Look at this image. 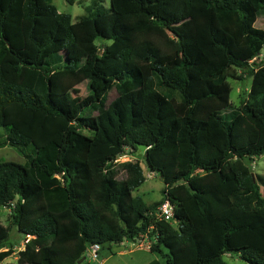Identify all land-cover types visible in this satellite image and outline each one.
I'll return each mask as SVG.
<instances>
[{"label": "trees", "instance_id": "16d2710c", "mask_svg": "<svg viewBox=\"0 0 264 264\" xmlns=\"http://www.w3.org/2000/svg\"><path fill=\"white\" fill-rule=\"evenodd\" d=\"M102 1L73 20L53 0H0V147L25 157L0 161V261L16 227L19 264H75L92 243L145 235L164 259L146 264H264V174L248 160L264 155V0ZM244 75L232 105L228 79ZM126 147L148 153L157 201L134 193L141 163L125 180L110 170ZM165 199L172 221L157 215Z\"/></svg>", "mask_w": 264, "mask_h": 264}, {"label": "rangeland", "instance_id": "374dc122", "mask_svg": "<svg viewBox=\"0 0 264 264\" xmlns=\"http://www.w3.org/2000/svg\"><path fill=\"white\" fill-rule=\"evenodd\" d=\"M53 3L57 6L59 11L71 14L73 20H76L79 16L86 13V7L91 3V0H53ZM102 4L106 8H109L111 6V0H103ZM256 26L264 28V16L256 21ZM170 33L171 35H174V33ZM68 52L78 57L82 55L78 49H71V51L69 50ZM263 59L264 48L256 59V62H260ZM239 72H241V69H238V73ZM228 80L232 86L231 103L232 105L238 106L249 94L252 85V77L244 75L243 78L229 77ZM87 92V82L84 81L80 86L75 87L71 91V97L69 98L70 103L74 104L78 98L85 96ZM116 95L117 92L115 89L110 91V100L114 99ZM34 150L35 147L31 144L24 148L26 153L34 152ZM144 154L145 149L143 147H139L136 150L131 147H126L124 154L117 157L116 160L110 164V170L114 173L115 178L125 180L131 176L128 169L129 162L132 164L136 162L141 163L146 170L145 173L148 178L134 191V193L141 195L146 203L151 204L161 198L162 189L165 184L158 175L147 170ZM5 160H13L23 163L25 157L20 149L6 145L0 147V161ZM248 160L250 168L255 174H264V155ZM261 191L264 195V185H261ZM9 215L10 208L6 206L0 207V219L4 224L10 223ZM10 235V243L12 244L16 245L24 241V235L16 227L12 228ZM143 244V246H139L138 242L129 240H125L123 244H107L101 247L98 259L93 260L91 257H87L81 263L77 262L75 264H146L155 258L164 261L161 254L153 252L147 247V241H143ZM14 249V252L16 253L8 259V264H19L18 259L15 258V256H18L19 251L16 247ZM223 258L227 264H250V262L244 260L241 255L236 252L225 253Z\"/></svg>", "mask_w": 264, "mask_h": 264}, {"label": "built area", "instance_id": "2783aa9c", "mask_svg": "<svg viewBox=\"0 0 264 264\" xmlns=\"http://www.w3.org/2000/svg\"><path fill=\"white\" fill-rule=\"evenodd\" d=\"M157 215L159 218L172 221L175 215L174 204L170 199H165L157 208ZM29 238L26 239V242ZM143 241H147V247H151L153 241L145 235L142 242L138 243L139 246H143ZM100 251V245L98 243H92L86 250V256L91 257L93 260L98 259Z\"/></svg>", "mask_w": 264, "mask_h": 264}, {"label": "crops", "instance_id": "0c3cea01", "mask_svg": "<svg viewBox=\"0 0 264 264\" xmlns=\"http://www.w3.org/2000/svg\"><path fill=\"white\" fill-rule=\"evenodd\" d=\"M127 241V240H126ZM125 241H123V242H121V243H119V244H123ZM18 248V251L19 250H21V249H23L24 247H25V238H24V241H22V243H18V244H14V248ZM16 252H14L12 255H10V256H8V257H6L3 261H0V264H8V259L10 258V257H12L14 254H15ZM88 256H86V258H87ZM15 258L16 259H18V256H15ZM101 264V263H100Z\"/></svg>", "mask_w": 264, "mask_h": 264}, {"label": "water", "instance_id": "95a60500", "mask_svg": "<svg viewBox=\"0 0 264 264\" xmlns=\"http://www.w3.org/2000/svg\"><path fill=\"white\" fill-rule=\"evenodd\" d=\"M146 157L148 156V153L146 152ZM86 259V256H84L82 259H80L78 262L81 263L82 261H84Z\"/></svg>", "mask_w": 264, "mask_h": 264}]
</instances>
